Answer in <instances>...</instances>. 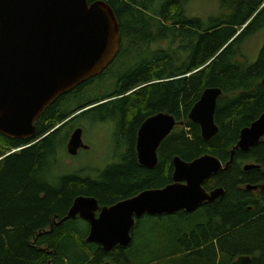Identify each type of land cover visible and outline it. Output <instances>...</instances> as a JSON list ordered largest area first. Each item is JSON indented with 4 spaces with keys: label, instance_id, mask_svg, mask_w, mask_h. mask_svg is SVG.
Masks as SVG:
<instances>
[{
    "label": "trees",
    "instance_id": "1",
    "mask_svg": "<svg viewBox=\"0 0 264 264\" xmlns=\"http://www.w3.org/2000/svg\"><path fill=\"white\" fill-rule=\"evenodd\" d=\"M106 1L120 24L116 59L51 104L32 139L0 132V264H233L241 255L264 264V189H246L264 185V138L238 150L228 168L205 182L207 189H225L218 200L194 212L138 218L127 248L107 251L88 242L89 223L79 216L56 222L80 195L103 207L168 185L175 156L192 161L209 153L226 164L241 130L264 112V45L255 61L240 60L246 41L264 30V0H220V12L208 20L186 13L190 0ZM104 79L111 89L87 95ZM209 87L223 93L215 114L219 131L205 139L189 115ZM159 112L173 115L177 126L150 168L139 161L137 137ZM89 116L116 123L117 161L97 177L55 176L50 162L60 138ZM248 162L261 167L245 170Z\"/></svg>",
    "mask_w": 264,
    "mask_h": 264
},
{
    "label": "water",
    "instance_id": "2",
    "mask_svg": "<svg viewBox=\"0 0 264 264\" xmlns=\"http://www.w3.org/2000/svg\"><path fill=\"white\" fill-rule=\"evenodd\" d=\"M120 49V24L106 0H0V132L11 138L32 139L37 132L36 122L46 109L62 95L103 73ZM222 93L219 87L205 89L190 112V119L201 126L205 139L219 131L215 114ZM176 124V118L166 112L144 121L136 145L143 166L157 165L158 149ZM83 133V128L77 127L71 134V155L89 147ZM263 138L264 112L241 130L226 164L209 153L192 161L175 156L173 181L168 185L146 189L103 207L96 197L80 195L68 214L56 222L79 216L89 223L88 242L107 251L115 246L127 248L133 241L138 218L193 212L224 195L223 187L208 191L204 182L228 168L238 150L247 152ZM260 167L248 163L244 169ZM247 188L259 186L248 184ZM251 263L250 255H241L233 262Z\"/></svg>",
    "mask_w": 264,
    "mask_h": 264
},
{
    "label": "rangeland",
    "instance_id": "3",
    "mask_svg": "<svg viewBox=\"0 0 264 264\" xmlns=\"http://www.w3.org/2000/svg\"><path fill=\"white\" fill-rule=\"evenodd\" d=\"M219 12L220 0H190L186 5L188 15H196L204 20H208L210 16L218 15ZM263 45L264 30H261L246 41L243 48L245 58H240V60L255 61ZM118 67L111 68V74L115 73ZM112 86V81L99 80L87 95L92 96L106 92ZM78 126L83 128V140L89 147L80 149L76 155H71L68 152V142ZM76 127L71 131L70 136L67 134L69 138L66 134L60 138L57 154L50 162V171L55 176L79 173L97 177L107 165L117 161L120 149L115 136L116 123L112 120L97 121L94 117L89 116L79 120Z\"/></svg>",
    "mask_w": 264,
    "mask_h": 264
},
{
    "label": "flooded vegetation",
    "instance_id": "4",
    "mask_svg": "<svg viewBox=\"0 0 264 264\" xmlns=\"http://www.w3.org/2000/svg\"><path fill=\"white\" fill-rule=\"evenodd\" d=\"M176 126H177V124H176ZM176 126H175V127H176ZM175 127H174V128H175ZM173 130H174V129H173ZM230 158H231V157H230ZM248 163H249V162H248ZM248 163H246V164H248ZM246 164H245V165H246ZM213 175H214V174H213ZM213 175H212V176H213ZM209 178H210V177H209ZM209 178H208V179H209ZM208 179H207V180H208ZM207 180H206V181H207ZM206 181H205V182H206ZM205 182H204V184H205ZM247 185H248V184H247ZM254 185L259 186V188H257V189H248L247 186H246V189L249 190V191H256V192H258V191H262V190L264 189V185H262V184H254ZM204 187H205V185H204ZM205 188H206V187H205ZM217 188H220V187H215V188H213V189H207V188H206V189H207L208 191H212V190H215V189H217ZM217 200H218V199H217ZM214 202H215V201H214ZM206 203H213V202H206ZM206 203H204V204H206ZM204 204H203V205H204ZM203 205H202V206H203ZM202 206H201V207H202ZM201 207H199V208H201ZM199 208H198V209H199ZM193 212H194V211H193ZM89 230H90V229H89Z\"/></svg>",
    "mask_w": 264,
    "mask_h": 264
},
{
    "label": "bare ground",
    "instance_id": "5",
    "mask_svg": "<svg viewBox=\"0 0 264 264\" xmlns=\"http://www.w3.org/2000/svg\"><path fill=\"white\" fill-rule=\"evenodd\" d=\"M254 207V206H253Z\"/></svg>",
    "mask_w": 264,
    "mask_h": 264
}]
</instances>
